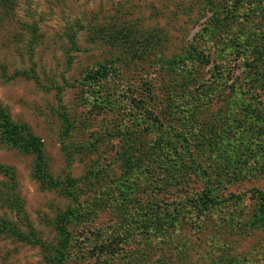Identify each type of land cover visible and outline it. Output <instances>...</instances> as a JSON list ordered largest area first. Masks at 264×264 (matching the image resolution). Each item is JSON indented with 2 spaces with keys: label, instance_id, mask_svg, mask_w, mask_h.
<instances>
[{
  "label": "rangeland",
  "instance_id": "rangeland-1",
  "mask_svg": "<svg viewBox=\"0 0 264 264\" xmlns=\"http://www.w3.org/2000/svg\"><path fill=\"white\" fill-rule=\"evenodd\" d=\"M0 108V264H264V0H0Z\"/></svg>",
  "mask_w": 264,
  "mask_h": 264
},
{
  "label": "trees",
  "instance_id": "trees-1",
  "mask_svg": "<svg viewBox=\"0 0 264 264\" xmlns=\"http://www.w3.org/2000/svg\"><path fill=\"white\" fill-rule=\"evenodd\" d=\"M0 140L2 143L18 148L19 150L30 153L35 157V167L33 174L42 185L50 189L58 186V181L50 174L48 168V158L43 148L42 140L36 136L29 126L14 122L10 115L0 108ZM169 156V155H168ZM2 166L0 165V170ZM72 183V181H70ZM67 216L60 218L61 225L58 227L62 248H69L70 232L66 228ZM60 257H64L65 253L59 251Z\"/></svg>",
  "mask_w": 264,
  "mask_h": 264
}]
</instances>
